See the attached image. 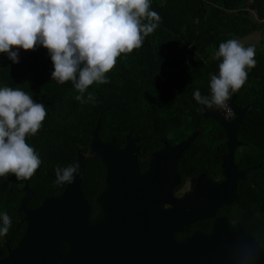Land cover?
<instances>
[{"label":"trees","instance_id":"1","mask_svg":"<svg viewBox=\"0 0 264 264\" xmlns=\"http://www.w3.org/2000/svg\"><path fill=\"white\" fill-rule=\"evenodd\" d=\"M151 8L161 17L159 27L140 49L117 58L107 73L109 83L90 86L95 100L85 104L75 100L78 93L71 83L51 81L52 64L46 49L20 50L16 64L0 54V86L21 88L47 111L41 129L27 140L42 161L27 180L32 193L27 209L62 191L64 185L54 183V170L76 164L80 153L84 156L83 193L94 211L104 172L99 158L89 152L96 125L102 141L114 138L120 148L127 135L138 137L139 158L144 161L162 148V141L175 146L199 130L177 160L180 176L196 177L203 168L218 166L214 152H225L226 136L218 124L203 118L193 92L199 89L202 95L208 94L210 74L218 71L219 61L213 54L221 42L257 32L262 39L255 48L256 65L232 95L239 108L251 106L238 127L245 147L234 161L239 169H251L254 182L264 184V0H152ZM24 182L12 175L0 178V212H7L11 219L8 233L0 237L1 258L6 256V245L14 248L26 228L18 212ZM259 197L252 194L253 199ZM255 220L256 241L264 257V218Z\"/></svg>","mask_w":264,"mask_h":264},{"label":"water","instance_id":"2","mask_svg":"<svg viewBox=\"0 0 264 264\" xmlns=\"http://www.w3.org/2000/svg\"><path fill=\"white\" fill-rule=\"evenodd\" d=\"M229 105L235 114L231 121L218 110H202L203 118L218 124L227 138V154L221 164L225 181L208 185V203L200 202L197 191L184 199H171L179 182L177 160L199 130L173 147L163 143L151 155L147 171L141 173L139 138L127 135L120 148L114 138L102 141L96 125L89 152L99 158L104 172L93 217L83 193L84 156L77 153L74 182L34 209L25 207L32 193L28 181L24 182L18 212L24 216L26 228L14 248L6 245L0 264H264L256 241L241 225L225 219L217 220L208 233L177 236L184 227L211 217L217 207L233 201L237 179L243 180L248 173H237L233 154L240 146L238 127L251 106L239 108L234 97ZM166 205L170 208H163Z\"/></svg>","mask_w":264,"mask_h":264},{"label":"clouds","instance_id":"3","mask_svg":"<svg viewBox=\"0 0 264 264\" xmlns=\"http://www.w3.org/2000/svg\"><path fill=\"white\" fill-rule=\"evenodd\" d=\"M152 0H0V54L19 63L20 50H47L51 81L71 83L81 104L94 101L93 84L109 83L107 73L117 58L140 49L161 23ZM256 49L235 38L221 42L213 54L218 71L210 74L208 94L194 90L201 110L230 111L229 100L256 65ZM43 103L21 88L0 86V178L12 175L27 181L41 166L39 154L27 142L42 127ZM57 185L74 182L78 165L58 166ZM11 227L7 212H0V237Z\"/></svg>","mask_w":264,"mask_h":264},{"label":"flooded vegetation","instance_id":"4","mask_svg":"<svg viewBox=\"0 0 264 264\" xmlns=\"http://www.w3.org/2000/svg\"><path fill=\"white\" fill-rule=\"evenodd\" d=\"M237 141L240 144V146L236 148L233 154V163L237 167L238 174L246 170H248V173L245 174L243 180L237 179L236 187H235L236 197L229 204H223L217 207L211 217L207 219L199 220L197 222L192 223L191 225L187 227H184L182 229V232L177 234L178 237H188L194 232L208 233L212 230L214 223L217 220L225 219L227 221H230L233 224L241 225L243 229L247 232V234H249V236L253 240L256 241V238L258 237V235H257V228L255 224L258 221L255 220V218L256 217L264 218V184L263 183L259 184V182H254L252 180V178L250 177V172H251L250 168H247V169L238 168L237 164L234 161V158L237 154L242 153V150L245 147V142L240 140L238 135H237ZM161 143H162V148H163V143H167V142L162 141ZM226 143H227V138L225 139V146H226ZM225 154H227V146H226L225 152L215 151L214 155L219 159L218 166H216L214 169H212L213 167H211L210 170L203 168L201 173L196 177L182 178L180 176L179 169L177 167L178 174H179V182L173 188V194L171 198L172 201L184 199L188 197L189 195L194 194L195 191H197L199 195H201L200 202L204 204L208 203L209 197L205 193V190L208 187V185H214V184L221 185L225 181V177L222 175V168H221L222 157ZM149 160L150 158L144 161L140 159L138 156L139 169L141 173H144L147 171ZM144 162H145V166H141L142 164H144ZM240 189H241V192H240ZM254 193L260 194L261 200H257V198L253 199L252 194L254 195ZM93 206H94V202H93ZM163 208L168 209L170 208V206L166 205ZM206 211H207V214H209L208 209H206ZM94 212H95V207H94V211L92 210V207H91V216H90L91 218L93 217ZM256 243L259 245L262 251L263 247H261V244H259L257 241ZM263 246H264V243H263Z\"/></svg>","mask_w":264,"mask_h":264},{"label":"rangeland","instance_id":"5","mask_svg":"<svg viewBox=\"0 0 264 264\" xmlns=\"http://www.w3.org/2000/svg\"><path fill=\"white\" fill-rule=\"evenodd\" d=\"M262 37L261 35L257 32V33H254L244 39H241L240 41L245 45V46H248V45H253L255 48H257L259 42L261 41Z\"/></svg>","mask_w":264,"mask_h":264},{"label":"built area","instance_id":"6","mask_svg":"<svg viewBox=\"0 0 264 264\" xmlns=\"http://www.w3.org/2000/svg\"><path fill=\"white\" fill-rule=\"evenodd\" d=\"M229 108H230V111H225L223 109L218 110L221 113V115L223 116V118L227 121H231L235 117V114H234L233 110L231 109L230 105H229Z\"/></svg>","mask_w":264,"mask_h":264}]
</instances>
